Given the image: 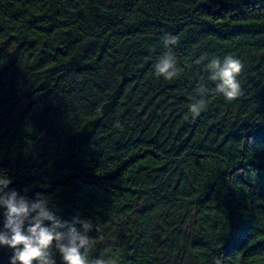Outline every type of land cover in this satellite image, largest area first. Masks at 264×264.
Listing matches in <instances>:
<instances>
[{
  "label": "trees",
  "instance_id": "trees-1",
  "mask_svg": "<svg viewBox=\"0 0 264 264\" xmlns=\"http://www.w3.org/2000/svg\"><path fill=\"white\" fill-rule=\"evenodd\" d=\"M0 177L90 218V259L264 264V0H0Z\"/></svg>",
  "mask_w": 264,
  "mask_h": 264
},
{
  "label": "clouds",
  "instance_id": "clouds-1",
  "mask_svg": "<svg viewBox=\"0 0 264 264\" xmlns=\"http://www.w3.org/2000/svg\"><path fill=\"white\" fill-rule=\"evenodd\" d=\"M176 37L165 36V47L176 45ZM206 57L201 56L197 63ZM209 79L216 82L214 91L222 94L226 100H235L242 94L237 77L242 71L240 59L228 55L222 60L213 58L207 65ZM155 73L165 79L177 75L175 59L165 54L155 65ZM208 89H202L201 98L190 104L193 117L207 107L202 98ZM11 179L0 177V209L2 225L0 228V246L12 249L9 264H57L56 253L62 264H116L111 258H89V250L94 244L89 235L94 229L90 218L73 216L61 220L56 210L49 206V201L41 193L31 199L15 189H9Z\"/></svg>",
  "mask_w": 264,
  "mask_h": 264
}]
</instances>
